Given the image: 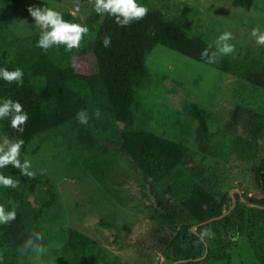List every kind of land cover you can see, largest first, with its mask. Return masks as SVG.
I'll return each instance as SVG.
<instances>
[{
	"label": "trees",
	"instance_id": "obj_1",
	"mask_svg": "<svg viewBox=\"0 0 264 264\" xmlns=\"http://www.w3.org/2000/svg\"><path fill=\"white\" fill-rule=\"evenodd\" d=\"M27 1L0 0V10L26 5ZM138 2L147 6L148 13L126 27L90 10L82 21L75 22L87 25L89 32L80 47L71 51L63 46L43 51L35 46L39 33L18 36L0 18V67H19L24 73L22 83L0 80V98L19 101L28 113L22 132L7 120H0V141L5 137L22 139V161L44 146H56L64 153L61 162L65 175H84L101 187L109 180L116 159L138 171L157 205L177 208L193 223L154 247L153 253L162 258L154 264H231L238 240L248 247L251 264H264V209L244 206L237 194L229 214L199 226L196 233L190 231L192 226L227 211L231 204L229 192L223 190L227 178L207 166L186 161L189 149L184 138H166L165 130L154 132V118L142 96L153 83L146 59L156 46L237 77L261 91L264 54L247 59L217 55L214 63H208L201 53L205 49L209 55L216 51L219 32L217 37L207 36L211 31L185 4L180 8L170 0ZM253 3L233 0L232 6L246 11ZM188 18L193 19V25ZM202 29L205 35L199 34ZM105 36L111 37L108 47L102 45ZM82 109L88 115L85 125L76 118ZM97 109L99 117L94 115ZM186 114L195 124V149L214 158L234 155L237 164L251 172L254 182L255 192L250 197L244 195V199L264 207V156L258 154V146L264 147V115L235 104L225 121L216 125L212 113L194 103ZM170 125L174 128L173 123ZM0 173L19 180L15 189L0 188V205L14 207L17 213L14 221L0 225V264H32L31 254L22 253L20 247L34 232L41 234L39 243L47 248L41 264H126L73 227L57 224L54 231L44 226L58 217L54 181L38 173L30 178L11 165ZM103 198L108 199L105 193ZM102 226L129 230L114 223ZM206 230L212 235L201 239ZM204 244L206 257L194 261L204 254Z\"/></svg>",
	"mask_w": 264,
	"mask_h": 264
},
{
	"label": "rangeland",
	"instance_id": "obj_2",
	"mask_svg": "<svg viewBox=\"0 0 264 264\" xmlns=\"http://www.w3.org/2000/svg\"><path fill=\"white\" fill-rule=\"evenodd\" d=\"M170 1L180 8L182 4L191 8L211 31L206 34L202 29L199 34L210 37L215 34L217 37L219 33L231 32L233 38L229 43L235 45V51L231 53L234 57L247 59L264 54V46L257 45L251 35L254 27L264 31V0H254L246 11L233 7V0ZM29 6L55 8L74 23L82 21L93 9L92 0H28L26 5L4 7L0 10V18L18 36L39 33L27 11ZM77 6L79 11H76ZM188 21L193 25L192 18ZM146 65L152 73L153 83L142 92V96L145 108L152 112L154 132L165 130L166 138H184L189 149L186 161L224 174L227 181L223 190L234 196L236 191L242 197L252 196L255 192L252 174L245 165L237 164L234 155L214 158L195 149V124L186 114V109L192 103L197 104L212 113L216 125H221L227 111L235 104L248 106L264 115V91L161 46L150 52ZM172 123L174 128H171ZM258 154L264 156L262 145L258 146ZM63 155L58 147L47 145L26 158L31 162V170L47 176L56 184L58 217L54 222L44 224L47 228L56 231L57 224L73 227L94 239L123 263L154 264L162 260L153 253L154 247L193 224L181 210L163 209L157 205L149 193L147 182L123 160H115L109 180L101 187L84 175L77 178L65 175L61 162ZM103 193L108 199L103 198ZM171 214L175 217L172 218ZM110 223L120 228L126 226L129 230L125 232L102 226ZM252 261L248 247L238 240L231 264H251Z\"/></svg>",
	"mask_w": 264,
	"mask_h": 264
},
{
	"label": "clouds",
	"instance_id": "obj_3",
	"mask_svg": "<svg viewBox=\"0 0 264 264\" xmlns=\"http://www.w3.org/2000/svg\"><path fill=\"white\" fill-rule=\"evenodd\" d=\"M93 11L100 15H107L119 27H126L133 22L144 18L148 13L146 5L138 0H92ZM29 15L34 20V25L39 30L38 39L35 46L43 51H47L56 46H63L65 51L78 49L82 38L89 32L85 24L74 23L65 19L61 11L52 7H33L27 9ZM76 11H79L77 6ZM251 35L255 38L257 45L264 46V31L259 27L251 30ZM231 32H223L217 38V49L209 55L205 49L201 56L207 57L208 63H214L217 55H229L235 51V45L229 43L232 40ZM111 37L105 36L102 45L108 47ZM23 70L16 67L13 70L0 67V80L11 84L12 82L22 83ZM96 117L101 115L99 109L94 113ZM76 118L81 125L88 123L86 110H80ZM0 120H7L13 129L23 131V125L28 120V113L23 109L19 101L10 98H0ZM24 141L22 139L10 140L5 137L0 141V169H6L9 165L19 169L22 175L34 177L36 173L31 170V162L27 159L21 160L20 152ZM19 185V180L12 176L0 173V188L15 189ZM16 209L14 207L6 209L0 205V225H6L16 219ZM210 231L200 234V238L211 236ZM42 240L40 233L34 232L26 239L20 247L22 253H30L32 264H41V258L46 254L47 248L39 243Z\"/></svg>",
	"mask_w": 264,
	"mask_h": 264
},
{
	"label": "water",
	"instance_id": "obj_4",
	"mask_svg": "<svg viewBox=\"0 0 264 264\" xmlns=\"http://www.w3.org/2000/svg\"><path fill=\"white\" fill-rule=\"evenodd\" d=\"M236 194L239 196V200H240V202H241L244 206H246V207H253V208H259V209H264V207H262V206H259V205H256V204H252V203L248 202L247 200H245V199L241 196V194H240L239 191H236ZM229 196H230V198H231V204H230V206H229V208L227 209L226 212H224L223 214H221V215L218 216V217L211 218V219H209V220H207V221H205V222L198 223V224L192 226V227L190 228V231H191L192 233H196V229H197L199 226L204 225V224H208L209 222L215 221V220H217V219H221V218H223L224 216H226L227 214H229L230 211L234 208V206H235V204H236V198H235L234 194H231V192H229ZM204 245H205V252H204V254H203L201 257L194 259V261H199V260L204 259V258L206 257V255H207V247H206V244H204ZM174 264H175V263H174Z\"/></svg>",
	"mask_w": 264,
	"mask_h": 264
}]
</instances>
